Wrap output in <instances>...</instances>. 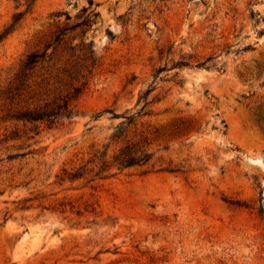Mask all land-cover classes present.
Here are the masks:
<instances>
[{
	"label": "rangeland",
	"instance_id": "rangeland-1",
	"mask_svg": "<svg viewBox=\"0 0 264 264\" xmlns=\"http://www.w3.org/2000/svg\"><path fill=\"white\" fill-rule=\"evenodd\" d=\"M0 264H264V0H0Z\"/></svg>",
	"mask_w": 264,
	"mask_h": 264
},
{
	"label": "trees",
	"instance_id": "trees-1",
	"mask_svg": "<svg viewBox=\"0 0 264 264\" xmlns=\"http://www.w3.org/2000/svg\"><path fill=\"white\" fill-rule=\"evenodd\" d=\"M83 14L86 12L85 9L82 10ZM98 14L93 13V11L88 15L82 18L81 21L72 24L71 26H65L63 29L59 31V33L56 35L54 43H58L60 40V36L66 32V31H73L78 28H87L89 27L91 23V17L95 18ZM68 19V16L66 17ZM18 21V17H14L13 23L15 24ZM87 47L89 49L90 57H92L93 51H92V43L89 42L87 44ZM45 52L39 53V52H32L28 54L22 64L19 78L23 79L27 76L28 72L33 70V68L40 62L45 59ZM80 93V90L74 89V92L69 97H64L63 99H60L59 103H55L52 107L50 106H44L42 108H34L31 110H25L19 113H16L13 115V118L19 121H23L25 123H43L47 127H52L57 123L60 119H71L74 116L73 108L71 107V101H74L78 94ZM148 91L140 97V100H143L144 103L147 100ZM147 105L145 103L144 107ZM125 120H127V124L132 123L133 117L128 116L124 117ZM122 132H120V129H117L114 134L111 136V140H119L122 138ZM107 147V146H106ZM104 153L101 154L100 158L98 159L100 161V171H105L110 166H116L117 169H125L130 168L133 166H140L145 164L150 159V154L136 151L132 147L125 145L124 147L120 148L118 150V153L112 157L111 162H106L104 160ZM96 157V156H94ZM81 174L79 173H73L70 176V179H76L79 178Z\"/></svg>",
	"mask_w": 264,
	"mask_h": 264
}]
</instances>
